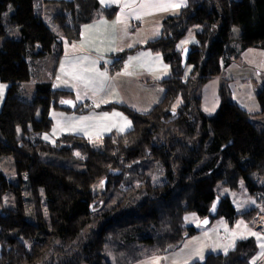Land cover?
Listing matches in <instances>:
<instances>
[{
  "label": "trees",
  "instance_id": "obj_1",
  "mask_svg": "<svg viewBox=\"0 0 264 264\" xmlns=\"http://www.w3.org/2000/svg\"><path fill=\"white\" fill-rule=\"evenodd\" d=\"M185 1L179 15L162 21L158 39L112 55V73L139 50L159 54L169 68L159 82L162 100L138 113L117 103L77 104L71 91L52 85L63 42L77 41L81 26L97 17L112 18L116 7L98 0H0V82L8 86L0 160L13 166L10 176L0 168V264H135L195 235L186 214L221 217L231 226L242 219L250 228L264 214V79L253 113L231 99L222 81L213 116L202 110L201 94L244 50H264V0ZM12 31L16 36H7ZM190 35L197 43L183 65L177 44ZM32 80L27 98L23 83ZM112 109L127 114L130 130L96 140L42 138L52 128V110ZM241 183L257 205L237 212L215 188L237 191ZM5 196L13 207L5 206ZM33 248L40 252L27 261ZM261 256L250 237L191 264H264Z\"/></svg>",
  "mask_w": 264,
  "mask_h": 264
},
{
  "label": "crops",
  "instance_id": "obj_2",
  "mask_svg": "<svg viewBox=\"0 0 264 264\" xmlns=\"http://www.w3.org/2000/svg\"><path fill=\"white\" fill-rule=\"evenodd\" d=\"M98 2L103 7H116L115 15L112 18L104 16L95 18L81 26L77 41L63 42V53L52 85L58 89L71 91L72 102L77 104H88L98 108L117 103L138 113H148L164 96V89L159 82L169 76L168 66L159 54L139 50L130 55L115 73H111L109 69L114 60L112 55L159 38L162 21L167 17L179 15L186 1L98 0ZM186 40L181 41L180 45L183 48L186 44H196L193 38V41ZM263 72L264 50L252 48L244 50L239 61L230 63L225 68L223 75L226 76L224 78L227 81V90L231 99L243 109L247 110V105L250 104L258 110L255 89L262 84ZM210 81H216L215 88L217 87L218 91L221 78L217 77ZM210 81L208 83H211ZM7 87L0 82V107ZM203 93L204 89L202 105L205 98ZM64 104L68 108H73L69 101H65ZM217 105L218 99L215 100V106ZM212 107L214 108L213 105ZM204 113L209 115L206 110ZM50 117L52 128L42 138L51 144L64 134L96 140L111 132L124 133L131 128L127 114L118 109L90 112L85 115L52 110Z\"/></svg>",
  "mask_w": 264,
  "mask_h": 264
},
{
  "label": "rangeland",
  "instance_id": "obj_3",
  "mask_svg": "<svg viewBox=\"0 0 264 264\" xmlns=\"http://www.w3.org/2000/svg\"><path fill=\"white\" fill-rule=\"evenodd\" d=\"M45 19L46 21L48 20L46 16ZM240 32H241L240 28L234 27L232 30V36L237 37L238 35H240ZM11 35L16 36V31H12L7 34V36H11ZM189 37H191V39L186 40L185 38L182 39L181 41L183 40L189 41L192 40L193 38L194 43H197L192 35H190ZM1 41L2 38H0V42ZM181 41L177 44V50L183 51L185 48L190 47V44H186V46L183 48L182 45H180ZM237 61H239V59L236 60V62ZM111 69L112 66L109 69L110 72L112 73ZM190 70H191V66L187 65L184 69L183 77H186L190 72ZM262 76L264 79V72L262 73ZM224 77L226 78V76H224L223 74L219 76V78H221L222 80V83H224V85L227 86V81L225 80ZM213 79H216V77ZM210 82L211 83L205 85L201 90L203 92L204 89L203 94H205L202 110L204 112L206 110L207 113H209V116L211 115L213 116L218 106V105L215 106V100L218 99V104H219V96H217L218 94L217 87L215 88L216 81H210ZM23 89H24V96L27 98H31L32 95L34 94L35 81L32 80L30 82L23 83ZM212 105L214 106V108L212 107ZM247 110L253 113L257 111V108L249 104L247 105ZM110 134H108L107 136H109ZM107 136L100 137L99 139H102ZM0 168L1 169L3 168L4 170L3 169L2 170L6 172L9 176L13 174L12 163L5 162V159L0 160ZM215 191L221 197H225V196L228 197L237 212H243L257 205L255 199L247 194L243 183L240 184V188L237 191L229 190L228 188L222 185H218L215 188ZM4 201L6 207H13L12 198L10 196H5ZM263 220H264V214L259 215L255 219L254 227L250 228L249 226L246 225V223L242 219L236 221L231 226L227 223L225 219L221 217L213 218L211 220H209V217H207L202 220L193 213L186 214L184 216V224L188 226H193L197 230V233L195 235L185 240L184 243L179 248L163 256H159L155 254L153 255V253H151L150 251L148 257H145L140 262H137L135 264H191L195 261H203V259L208 253H223V254L227 253L229 250H231L234 247L235 243L238 240H243L250 237H253L257 241L260 247V251H262L261 260L264 261ZM149 250H150L149 248L144 249V252L147 253L149 252ZM39 252H40L39 249L33 248L30 251L29 255L26 257V260L35 261Z\"/></svg>",
  "mask_w": 264,
  "mask_h": 264
},
{
  "label": "water",
  "instance_id": "obj_4",
  "mask_svg": "<svg viewBox=\"0 0 264 264\" xmlns=\"http://www.w3.org/2000/svg\"><path fill=\"white\" fill-rule=\"evenodd\" d=\"M188 50H189V48H185L184 50H183V52H182V54H181V57H182V64L184 65V62H185V57H186V55H187V53H188ZM64 106H65V104H64ZM73 106V105H72ZM71 107V106H70ZM72 108V107H71Z\"/></svg>",
  "mask_w": 264,
  "mask_h": 264
},
{
  "label": "bare ground",
  "instance_id": "obj_5",
  "mask_svg": "<svg viewBox=\"0 0 264 264\" xmlns=\"http://www.w3.org/2000/svg\"><path fill=\"white\" fill-rule=\"evenodd\" d=\"M263 226H264V220H263Z\"/></svg>",
  "mask_w": 264,
  "mask_h": 264
}]
</instances>
